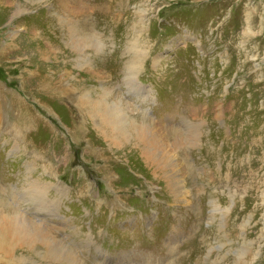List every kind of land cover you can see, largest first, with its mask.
<instances>
[{
  "label": "rangeland",
  "instance_id": "obj_1",
  "mask_svg": "<svg viewBox=\"0 0 264 264\" xmlns=\"http://www.w3.org/2000/svg\"><path fill=\"white\" fill-rule=\"evenodd\" d=\"M135 4L0 0V215L8 206L57 228L81 264H197L206 203L264 174V0H153L159 11L146 22L156 47L141 77L151 104L128 95L121 80L120 45ZM73 26L111 35L113 53L86 52ZM106 86L136 104L135 115L147 114L158 162L136 154V163L134 146L108 142L68 110L72 98H95ZM104 173L117 174L112 188ZM254 203L236 202L227 229L240 218L242 228L264 227V207ZM4 244L0 264L43 262L42 249Z\"/></svg>",
  "mask_w": 264,
  "mask_h": 264
},
{
  "label": "clouds",
  "instance_id": "obj_2",
  "mask_svg": "<svg viewBox=\"0 0 264 264\" xmlns=\"http://www.w3.org/2000/svg\"><path fill=\"white\" fill-rule=\"evenodd\" d=\"M158 11L153 6V0H136V4L130 9L132 20L125 29L120 45V58L123 61L121 80L127 94L142 95L146 103L151 102L154 96L150 91L142 94L144 85L141 83V77L145 74L147 62L156 47V41L149 34L150 23L146 22V18ZM83 48L96 56L111 55L114 51L113 38L101 31L92 32L83 38ZM147 111L150 112L151 109ZM124 115L121 108L114 110L116 128H119ZM247 163H250V157L246 154L241 158V164ZM220 192L224 196L223 202L211 200L206 203L202 223L207 231L200 239L203 253L198 264H258L260 256L257 254L264 253V227L257 231L256 224L259 221H256L247 228H242L243 218H240V222L229 230L226 221L232 216L230 209L236 202L244 203L252 199L255 202L254 207H264V174L253 172L243 183H235ZM196 212L199 214L200 209L196 208ZM20 219L19 212L12 214L10 220L13 227H23ZM2 245L3 239L0 238V247ZM209 249L212 250L211 255L208 254Z\"/></svg>",
  "mask_w": 264,
  "mask_h": 264
},
{
  "label": "bare ground",
  "instance_id": "obj_3",
  "mask_svg": "<svg viewBox=\"0 0 264 264\" xmlns=\"http://www.w3.org/2000/svg\"><path fill=\"white\" fill-rule=\"evenodd\" d=\"M97 20L99 21L98 23H100L104 19L100 18ZM92 23L93 22L90 21V24ZM73 28L77 29V32L74 35L75 36L74 39L76 41H80L81 43H83V38L85 37V35L89 33L86 32L87 31L86 29H83L80 26H75V27L73 26L71 27V30ZM111 89L108 88V86L102 88L101 89L102 92L99 94L97 93L98 95L97 97L95 96V98H92L89 95L88 96L82 95L83 98L82 99L79 98V100H76V101L72 98L74 105L71 104L72 108L71 106H69L68 110H76L78 115L82 117V120H86V121L90 120L91 122H93V125H95L98 130H100L101 132L105 134L108 142L111 141V142H114L115 144L118 143L122 145L126 143V145L129 147L134 146L136 150H134V152L132 153L133 155L131 156H132V160H134L136 163L138 160V157H136V154H138L139 159L143 157L144 159L155 160L156 162L158 159H160L159 156H156L159 154V151H160V147L157 144H160V143L157 142L158 135L156 134L155 130H152V128L155 126L152 125L153 127H151L150 119L147 117V114L144 111H142L143 113L139 115H135L134 110L137 109V106H135L136 104L134 105L131 101L129 102V101L122 99V97H120L119 94H117L114 91H110ZM67 92L70 94V90H67ZM148 92H149V89L147 90L146 87L144 86L142 89V94H147ZM135 97L137 98V99L135 98L136 100H141L143 103H145V101L142 98V95H137ZM151 102H148V103L151 104ZM130 107H133L134 110L131 109ZM117 108H121L125 113V115L122 117L119 128L115 127V121L113 119L114 110ZM49 110L52 111V109H49ZM82 110H86L84 112L86 113V116L83 115ZM66 126L67 128H69L75 141L79 142L82 134H79V132L77 131V126L75 124L73 125L68 124ZM199 127L200 126L198 125L196 126V129L194 130L195 133L197 130H199ZM175 143L177 144L176 146H178V141H175ZM85 154H87L88 156V154L90 155L91 152L85 150ZM154 156H155V159H154ZM161 161L163 162V159ZM164 161L166 162V159ZM134 170H136V168H134ZM112 176H108L105 174V178L107 179V182L109 183V186L106 184L108 188L113 187V182L115 181L114 179L117 178V174L115 173ZM177 178H178L177 173H175V175L171 177V180H172L171 183L173 185L178 182ZM178 184L179 183L175 184L174 189L179 192L180 189L178 187L179 186ZM28 195L33 196V193L29 191ZM116 199L119 200L121 199V197L117 196ZM115 202L116 204H119V201L115 200ZM39 204L40 206L44 207L42 201H40ZM7 209H8V206L6 208V213L4 212L5 214L0 215V238L4 239L5 241L4 245H7L9 250L26 247L27 250L30 249V251L33 252V251H37V249H42L44 255L43 254L41 255L43 262L40 264H81L77 255L74 254L73 249H71V247L66 246L63 240L61 239L59 240V238L56 237V235H59L60 230H58L57 228H50L48 226L36 223L30 220L31 218L28 219V217L27 218L21 217L20 222L21 224H23V227L15 228L13 227L10 217L12 216L13 213L16 212L15 211L16 209H13L15 212L9 210L8 212H11L9 214L7 212ZM74 232L77 233L78 231L75 229L73 233ZM173 235L175 234H172V236ZM5 249L6 247L3 246L2 250L5 253H8V251ZM197 264H198V261H197Z\"/></svg>",
  "mask_w": 264,
  "mask_h": 264
}]
</instances>
